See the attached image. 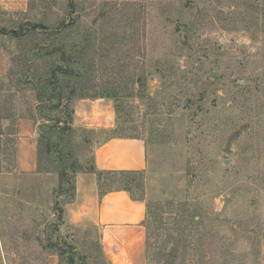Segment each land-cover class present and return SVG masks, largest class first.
Instances as JSON below:
<instances>
[{
    "label": "rangeland",
    "instance_id": "1",
    "mask_svg": "<svg viewBox=\"0 0 264 264\" xmlns=\"http://www.w3.org/2000/svg\"><path fill=\"white\" fill-rule=\"evenodd\" d=\"M0 29L9 31L0 77V264H46L48 252L60 251V264H108L96 228L64 221L58 209L72 197L71 183L56 200L59 175L46 155L44 176L9 174L16 119L34 113V85L69 56L85 70L65 77L66 93L122 95L114 134L147 144L145 171L104 179L147 201L148 264H264V0H32L26 14L0 10ZM75 100L50 123L68 126ZM110 134L75 129L64 137L65 154L87 167L96 139ZM165 205L173 214L161 213L164 222L177 223L166 249H177L174 258L160 257Z\"/></svg>",
    "mask_w": 264,
    "mask_h": 264
},
{
    "label": "crops",
    "instance_id": "2",
    "mask_svg": "<svg viewBox=\"0 0 264 264\" xmlns=\"http://www.w3.org/2000/svg\"><path fill=\"white\" fill-rule=\"evenodd\" d=\"M31 2L32 0H0V10L26 14ZM4 35L0 34V77L5 76L8 70L2 44ZM39 105L38 100L32 115L16 119L15 166L14 173L11 170L10 175H45L38 169L39 128L46 122ZM117 121L116 102L111 98H78L73 102L71 124L75 129L108 133L117 127ZM90 158L95 170L77 173L74 199L64 205V221L76 228H96L100 236V251L108 264H148L147 201L136 192L123 188L102 190L96 173L145 171L148 167L146 142L134 136L96 139ZM46 264H60V255L48 252Z\"/></svg>",
    "mask_w": 264,
    "mask_h": 264
},
{
    "label": "trees",
    "instance_id": "3",
    "mask_svg": "<svg viewBox=\"0 0 264 264\" xmlns=\"http://www.w3.org/2000/svg\"><path fill=\"white\" fill-rule=\"evenodd\" d=\"M72 4V3H71ZM73 5V4H72ZM207 9V5L205 4V10ZM34 28L36 29H42L44 31L48 30V28H46V26L41 25V24H36L34 25ZM9 31H4L2 29H0V34H7ZM16 32V31H15ZM62 56L66 57L68 56V54L66 53V51L63 49L62 50ZM65 61L66 65L63 66H55L54 67V71L50 76H46L43 77L42 79H40L38 81V84L34 85V89L37 92V97L38 100L40 102V113L42 114V116L45 118L46 122L42 123L40 125L39 128V149H38V169L39 171L43 172L45 169H43L42 167V160L44 159V155H46L50 161L53 162V164H55V169L59 175V185L57 187V189H55V197L57 200V196H58V192H62L66 189L65 187V183L67 182L68 184H70V186L67 188L68 190H71L72 192V197L67 201L71 202L74 199L75 196V177L77 175L78 172L84 171V170H91L94 171L95 167L93 164L90 163L89 166L87 167H83L82 166H78V162L76 161V159L74 158V154L73 153H68V155L65 154L64 151V140H65V136L72 133V131L75 130V128L72 126V115H73V107L71 109L70 112V117H69V124L68 126H64V127H60L58 125H54L50 122H52V116L51 113L53 111H58L60 110L65 101H73L75 99L78 98H99V97H104V98H111V99H115L116 102V110H117V114L119 112V110L122 109L123 107V101H121L122 95H119L118 93H103V94H96V95H77L76 94V89H72L71 91H69L68 93H66V85H64V80L65 77H69L71 75H81L83 74L84 70H85V66L82 60L80 59H76L73 60L72 56L67 57L66 59H63ZM62 77V78H61ZM62 82L63 85H62ZM67 94V95H66ZM73 106V103H72ZM61 114V113H60ZM119 119V117H118ZM60 122H62V119H59ZM117 128H119V120L117 121V127L110 131L113 134H110L108 137H112V136H124V135H116L114 133H116ZM94 133V131H93ZM134 137H138V136H134ZM140 138V137H139ZM66 156H71L72 160L71 163H68ZM70 170H73V175L72 178L70 177ZM100 181V188L104 191L106 190H110L112 188H109L108 186V179H104V177L106 175L109 174H120V175H136L138 173L141 172H103V171H97L96 172ZM107 180V181H105ZM66 183V184H67ZM123 189H126L132 193L133 192L129 186L124 185V187H120ZM64 193V192H63ZM62 193V194H63ZM58 202L55 201V207L56 209L59 208L58 207ZM169 208L168 205L162 206L160 207V235L162 234L163 236V240L160 242V257L161 258H174L176 257V252L177 251L176 248H173L169 253L166 252V249L168 247V244L173 241L175 239V232H176V227H177V223H173L174 226H167L166 222H164L161 213L165 214V213H169V214H173L172 212H169L168 210H166ZM61 213V215H63L64 213V209L61 207L58 209ZM151 218V214L148 210V214H147V220H146V228H147V249L149 248V225L147 224L148 219ZM48 247H55L57 246L56 243H54L53 241H50L48 243ZM60 257H62V255L65 253L64 251H60L57 252Z\"/></svg>",
    "mask_w": 264,
    "mask_h": 264
},
{
    "label": "water",
    "instance_id": "4",
    "mask_svg": "<svg viewBox=\"0 0 264 264\" xmlns=\"http://www.w3.org/2000/svg\"><path fill=\"white\" fill-rule=\"evenodd\" d=\"M240 84H242V82H239Z\"/></svg>",
    "mask_w": 264,
    "mask_h": 264
}]
</instances>
